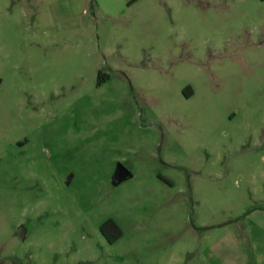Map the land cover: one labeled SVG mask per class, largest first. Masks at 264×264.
<instances>
[{"label": "rangeland", "instance_id": "obj_1", "mask_svg": "<svg viewBox=\"0 0 264 264\" xmlns=\"http://www.w3.org/2000/svg\"><path fill=\"white\" fill-rule=\"evenodd\" d=\"M263 206L264 0H0V264H219Z\"/></svg>", "mask_w": 264, "mask_h": 264}, {"label": "crops", "instance_id": "obj_2", "mask_svg": "<svg viewBox=\"0 0 264 264\" xmlns=\"http://www.w3.org/2000/svg\"><path fill=\"white\" fill-rule=\"evenodd\" d=\"M261 208L255 210L261 220H245L243 231L228 233L224 242L214 248L213 256L219 264H264V209ZM246 245L251 250L249 255Z\"/></svg>", "mask_w": 264, "mask_h": 264}, {"label": "water", "instance_id": "obj_3", "mask_svg": "<svg viewBox=\"0 0 264 264\" xmlns=\"http://www.w3.org/2000/svg\"><path fill=\"white\" fill-rule=\"evenodd\" d=\"M130 177H132L131 171L129 169H127L125 166L119 165L118 170H117L116 175H115L116 182H121V181L126 180ZM20 234H21L22 238L25 239V229L24 228L20 229Z\"/></svg>", "mask_w": 264, "mask_h": 264}, {"label": "trees", "instance_id": "obj_4", "mask_svg": "<svg viewBox=\"0 0 264 264\" xmlns=\"http://www.w3.org/2000/svg\"><path fill=\"white\" fill-rule=\"evenodd\" d=\"M104 82V80H100V83H103ZM261 209H264V207H262ZM105 231V230H104Z\"/></svg>", "mask_w": 264, "mask_h": 264}, {"label": "flooded vegetation", "instance_id": "obj_5", "mask_svg": "<svg viewBox=\"0 0 264 264\" xmlns=\"http://www.w3.org/2000/svg\"><path fill=\"white\" fill-rule=\"evenodd\" d=\"M104 234H106V233H104Z\"/></svg>", "mask_w": 264, "mask_h": 264}]
</instances>
